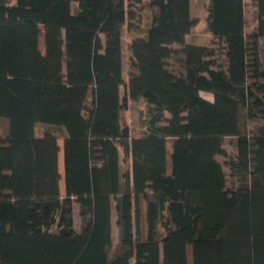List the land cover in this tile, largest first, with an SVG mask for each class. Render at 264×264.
Returning a JSON list of instances; mask_svg holds the SVG:
<instances>
[{
    "label": "trees",
    "instance_id": "16d2710c",
    "mask_svg": "<svg viewBox=\"0 0 264 264\" xmlns=\"http://www.w3.org/2000/svg\"><path fill=\"white\" fill-rule=\"evenodd\" d=\"M202 1L0 0V264H264V0Z\"/></svg>",
    "mask_w": 264,
    "mask_h": 264
},
{
    "label": "rangeland",
    "instance_id": "374dc122",
    "mask_svg": "<svg viewBox=\"0 0 264 264\" xmlns=\"http://www.w3.org/2000/svg\"><path fill=\"white\" fill-rule=\"evenodd\" d=\"M192 15L193 17H198V22L192 32L187 36L186 42L191 44H201V45H211L213 43V35L206 30V16H207V5L202 0H192ZM246 10H247V16L249 18V24H248V31H251V28H253L254 25H252L251 20L254 17V12L256 10L255 4L253 0H246ZM131 38V33L128 31L127 25L124 27L123 31V54H124V62H125V69L128 73L129 71V53H128V47L127 43H129V40ZM41 43L42 46L44 44V37L42 35L41 37ZM262 46L264 48V38L262 39ZM126 77V73H125ZM124 92V89H123ZM203 96L208 95L206 98L209 100H213V96L202 93ZM144 107V105H140L139 102L131 101L130 106L128 109H125L122 113V120L125 125L129 124L132 128V136L138 137L141 135L140 131V108ZM251 126L254 125H264V119L257 120L255 122H251ZM55 131L59 135V144L61 146L60 151V169L62 173V179L60 181V188L62 191V194H65V182H64V162H63V144H64V131L58 128H54L48 124L45 123H38L36 125V133L37 135H42L47 131ZM9 133V119L7 117H1L0 118V136L5 139ZM228 146V145H227ZM229 148V146H228ZM169 149H171V146H169ZM121 155L123 154V149H120ZM221 160L224 159L221 157ZM129 166L128 162L123 163L122 170L126 171ZM75 220H76V228L79 229L80 225V217H79V208L78 205H75ZM113 235H114V242L117 243L118 240V228L116 225V215L114 214L113 217ZM134 259L132 260V264H134ZM190 264H193L192 262V250H190Z\"/></svg>",
    "mask_w": 264,
    "mask_h": 264
},
{
    "label": "crops",
    "instance_id": "0c3cea01",
    "mask_svg": "<svg viewBox=\"0 0 264 264\" xmlns=\"http://www.w3.org/2000/svg\"><path fill=\"white\" fill-rule=\"evenodd\" d=\"M192 5H193V3H192V0H191V7H192ZM192 9V8H191ZM196 26V25H195ZM194 26V27H195ZM194 27L192 28V30L194 29ZM127 47H128V43H127ZM129 72V71H128ZM125 73H126V78H127V75H128V73L126 72V69H125ZM204 93V92H203ZM206 94H209V95H212V94H210V93H206ZM208 95H205V97H207Z\"/></svg>",
    "mask_w": 264,
    "mask_h": 264
}]
</instances>
